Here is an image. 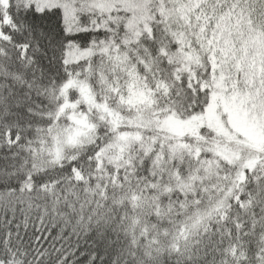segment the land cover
<instances>
[{
  "label": "snow or ice",
  "instance_id": "obj_1",
  "mask_svg": "<svg viewBox=\"0 0 264 264\" xmlns=\"http://www.w3.org/2000/svg\"><path fill=\"white\" fill-rule=\"evenodd\" d=\"M0 264H264V0H0Z\"/></svg>",
  "mask_w": 264,
  "mask_h": 264
}]
</instances>
